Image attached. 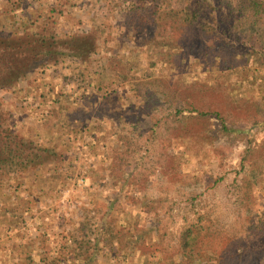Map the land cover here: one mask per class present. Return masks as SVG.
<instances>
[{"label": "rangeland", "instance_id": "obj_1", "mask_svg": "<svg viewBox=\"0 0 264 264\" xmlns=\"http://www.w3.org/2000/svg\"><path fill=\"white\" fill-rule=\"evenodd\" d=\"M225 1L224 13L230 10L234 18L229 22L236 24L240 16L237 3ZM37 2L40 3L39 11L34 5ZM3 3H7L6 6ZM129 4H116L118 9H115L111 0H0V34L16 36L18 29L14 24L17 23L19 31L25 34H55L63 38L65 33L79 27L77 20L82 17L90 18L89 22L95 23L101 31V56L98 65L89 68L85 85L76 72L66 68L61 73L62 68L56 65L43 71L35 70L33 75L22 78L15 99L10 98V93L0 96V108L11 114L17 130H25L46 145L50 142L48 137L56 130L55 149L64 152L63 161L51 174L35 172L27 178V185L19 187L10 182L0 183V206L8 207L5 215L12 222L6 224H16L19 220L16 228L12 226L0 236V264L3 256L9 255L7 249L12 257L17 254L14 247L22 237L35 247L36 259L49 256L43 250H53L55 255L61 256L62 264H77L76 254L84 250L86 240L91 237L89 228L94 224L100 228L105 252L111 249L114 254L111 243L115 248L119 242H126L125 229L116 224V220L125 215L127 220L133 217L142 223L141 226L145 224L140 202H147L151 218L162 225L164 245L159 249L161 253L167 250L173 254L175 239L184 228L195 223L203 227L200 248L206 251L205 248L214 244L211 233L219 228L227 234L229 225L234 222L237 207L231 203L224 185L236 175L246 142L260 145L263 153L260 156L264 155V131L254 129L238 137H225L220 122L205 117L189 118L188 122L182 120L177 124L178 133L166 130L163 136L159 127L153 133H140L137 128L143 130L145 124L153 123L152 119L168 118L173 122L177 118L175 108L182 109L183 116L187 117L194 114L190 112L193 108L220 110L229 126L228 113L235 118L237 109H244L261 97L264 68L250 61L224 66L227 59H231L229 54H222L221 58L210 56L209 60L214 63L205 67L202 60L193 58L188 50L192 43L187 37L177 31L174 33L169 27H166V34H172L174 45L168 50L160 48L152 52L145 47V42L147 32L155 34L153 16L143 25L138 20L128 25L115 15ZM150 6L144 5L143 10H157V15L168 17L184 4L183 0H163L155 9ZM84 11L87 13L83 15ZM14 13L21 15L15 19ZM40 13L46 16L45 21ZM200 41L202 48L212 44L208 40ZM30 65V59L16 57L15 66L22 72L29 70ZM91 77L96 83H91ZM56 82L65 90L78 85L83 92L82 100L70 97L68 104L50 105V97L46 101L40 99V94L49 89L43 87ZM37 87L38 91L30 94L28 88ZM53 87L56 89L50 94H60V88ZM222 92L228 93L224 100L218 98ZM220 105V109L215 107ZM44 113L47 121L39 122ZM244 121L241 117L239 124H245ZM132 142L136 143L134 157L142 160L147 173L154 175L148 183L141 182L138 176L129 179L113 208L114 215L107 219L109 226L102 222L99 206L108 200L106 197L112 190L117 192L121 179L115 165ZM251 172L240 176L248 178ZM219 176H224L225 184L214 186ZM131 184L132 190L128 193ZM144 191L149 194L146 198L152 200L138 197ZM136 249L149 250L140 245ZM159 250L155 253H160ZM4 261L7 264L8 260Z\"/></svg>", "mask_w": 264, "mask_h": 264}, {"label": "trees", "instance_id": "obj_2", "mask_svg": "<svg viewBox=\"0 0 264 264\" xmlns=\"http://www.w3.org/2000/svg\"><path fill=\"white\" fill-rule=\"evenodd\" d=\"M111 1L115 9H118L116 4L131 3L128 7L122 6L124 10L119 9L115 14L120 18L119 21L124 19L128 25L135 23V20L143 25L150 16H153L156 26L155 34L146 33L144 30L147 37L145 47L152 52L159 51L160 48H167L168 50L170 45H174L176 41L172 34H166V27H169L174 33L177 31L181 36L187 37L186 40L192 43L188 50L193 54V58L202 60L201 63H204L205 67L214 63L209 60L210 56L216 55L221 58L223 57L222 54H229L231 59H227L228 62L223 64L224 66L237 65V62L247 64L250 61L254 66L264 68V0H235L238 7L237 12L240 14L239 18L237 16L238 23L236 22V24L229 22V19L234 18L230 10L227 14L224 13L225 0H183L184 7L178 11H172V15L168 17L163 14L157 15V10H143L145 9L144 5L149 4L155 9L163 0ZM6 4L3 3L2 5L6 6ZM39 4V2L34 4L38 11ZM84 13L86 14L87 11H84L83 15ZM223 13L226 15L224 16ZM20 15L14 13V18L17 19ZM39 16L42 20H46V16L42 14ZM67 17L69 19V15ZM89 20L88 17L78 18L79 27L65 33L63 38H59L55 34L45 35L34 32L25 34L22 30L19 31L20 26L17 23L14 24L18 29L16 36L0 34V96H7V93H10V98L15 99L14 95L19 92L17 87L22 78L33 75L35 70L43 71L56 65L62 68L61 73L66 68L76 72L75 75L79 76L84 83L86 77H89V68L94 65L96 67L101 56L99 42L101 31L95 23L89 22ZM10 23L12 24V22ZM122 30L120 28V33H123ZM187 30L190 33H186ZM200 40H208L212 44L202 48L200 43L203 42ZM19 56L31 60L29 70L22 72L20 68L15 66L16 57ZM248 69L245 68V70ZM91 79L92 84L96 83L92 77ZM261 81L264 83V78ZM53 86L60 88L61 92L58 90L60 94L57 96L50 94L52 90L56 89ZM43 88L49 89L40 94V99L46 101L47 97H50V105L68 104L70 97L82 100L83 92L78 85L70 90H65L64 86L56 82L51 85L46 84ZM38 89L39 87L28 88L30 94L36 93ZM221 94L218 98L220 100L226 99L224 95H228V93L222 92ZM208 95L212 96L213 94L208 93ZM62 101L63 104H61ZM215 107L220 109L222 105ZM262 111H264V88L258 100L252 101L251 105L244 109L236 110L235 118H232L231 114L227 112L231 117L228 122L229 126H227L220 110L208 108L202 111L193 108L190 109V112L194 114L187 117L183 116L182 109L175 108L177 118L173 122L169 121L168 118L166 120H162V118L152 119L153 123L145 124L141 131L138 128L137 130L140 133L148 131L153 133L159 127L163 130L161 132L163 136L166 130H173L178 133L179 126L177 124L182 120L188 122L189 118L205 117L208 120L212 118L220 122L223 136L238 137L241 134H248L250 130L254 129L264 131V114ZM241 117L245 119L243 125L239 124ZM11 118L10 113L8 114L0 108V183L10 182L19 187L25 183L27 185V178L35 172L51 174L58 163L63 161L64 152L55 149L57 148L56 141L53 138L56 137V130L50 134L47 139L50 142L46 145L25 130H17ZM47 118L45 113L41 114L39 122L47 121ZM135 146V142L129 144L125 156L120 158L119 163L115 165L118 170L116 174L121 179L119 186L114 185L115 187L118 186L117 192L112 190L106 197L108 200L99 206V211L102 212L101 220L109 226L107 219L110 215H114L113 208L116 201L121 198L129 179L138 176L137 178L141 182L148 183L150 177L154 175L153 172L147 173L142 160L139 161L134 157ZM262 146L264 147V144ZM259 147L260 145H255L251 141L246 142L239 156L236 175L229 182H226L228 184H225L224 176H219L213 182L214 186L225 184L224 187L232 199V202L229 201L237 208L234 213V222L229 225L227 230L228 233L223 234V231L216 228V232L211 233V243L214 244L205 248L206 251L200 248V232L203 227L195 223L184 228L175 239L176 246L173 254L167 250H161L165 254L161 253L159 249L164 245V234L161 232L162 225L157 219L151 218L147 202H140L141 209L145 214L143 226L140 225L142 223L139 220L133 217L127 220L126 216L123 215L119 221L111 218L117 221L116 224L123 225L125 229L123 237L126 241L124 243L119 242L115 248H113L112 242L111 248L115 250L113 254L111 249L105 252L100 228L93 223L94 227L89 228L88 232L91 237L86 240L84 250L81 249V252L76 254V258L79 260L77 264H264V155L260 156L263 153L260 152ZM249 170H252L250 177L240 176L241 173H248ZM131 186L132 184L128 187V193L132 190ZM1 190L2 187L0 186V202H2ZM150 190H153V187ZM147 194L148 192L144 191L138 197L143 200H152L146 198ZM195 198L196 196L193 197V200ZM6 208L8 207L2 208L0 206V236L12 226L16 228L17 222H19L16 220V224L7 225L12 222L9 221V217L6 218L5 212H8ZM192 208H195L194 204H192ZM199 210L197 213H200ZM198 219L201 220L202 218L199 217ZM138 245L149 248V250L141 252L136 249ZM14 249L17 250V254L12 257L9 252L10 249H7L9 255L3 256L4 259L1 264L5 263L4 260H8L7 264H62L61 256L55 255L53 250L46 252L43 250L44 253L49 254L46 259H36L37 251L25 237H22L21 242ZM78 249L76 248L77 251ZM76 250L74 251L76 252ZM155 250H159L160 253H155Z\"/></svg>", "mask_w": 264, "mask_h": 264}]
</instances>
